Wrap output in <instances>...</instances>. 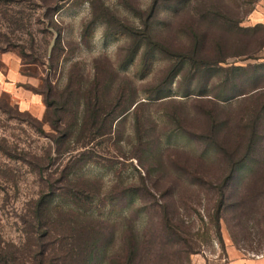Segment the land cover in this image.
I'll return each mask as SVG.
<instances>
[{"label":"rangeland","instance_id":"374dc122","mask_svg":"<svg viewBox=\"0 0 264 264\" xmlns=\"http://www.w3.org/2000/svg\"><path fill=\"white\" fill-rule=\"evenodd\" d=\"M152 1L0 0V247L15 253L20 264H38L45 248L53 250L45 264L57 263L54 250L60 226L39 227L32 220L41 191L51 182L54 188L64 183L55 181L56 168L65 159L56 156L55 134L45 120L42 92L47 91V85L62 86L74 62L87 82L92 81L94 59L102 56L115 70H110L104 58L96 62L111 81L110 93L128 82V93L132 87L139 97L145 96V89L162 85L166 74L162 68L179 60L174 53L190 50L191 42L182 31L192 19V11H187L190 6L198 3L231 18L239 17L242 26L256 19L254 11L264 10V0H163L159 18L164 21L155 23L153 35L164 38L166 50L154 52L151 65L142 71L141 52H135L133 45L142 34L141 17L150 14ZM177 5L179 10H175ZM200 23L217 34L225 28L217 21ZM86 26L87 37L82 36ZM259 31L262 33V28ZM251 33L244 31L240 41L234 33H225L228 55L223 64L263 60L261 52L251 51L256 39ZM52 39L51 50L57 41L58 49L49 62ZM180 43L183 47H178ZM171 90L175 100L155 99L140 115L146 134L157 137L153 154L145 161L150 171L143 183L150 193L141 198L129 201L125 194L111 206L104 196L117 180L121 187L142 185L143 168L128 157L134 140L131 113L120 123L118 141L99 136L77 140L78 128L73 125L76 132L72 128L73 135L67 140L71 153L76 155L86 147L92 152L91 160L78 167L74 176L96 178L101 188L89 210L74 208L75 214L67 217L78 222L100 218L122 223H116L112 233H103L105 239L113 235L112 240L99 249L93 264H121L132 238L139 245L134 264H215L231 245L243 254L264 251L261 100L255 96L237 98L212 107L181 96L176 78ZM51 94L57 104L61 102L54 90ZM67 104L64 120L69 123L76 110L79 115L81 103L73 99ZM210 109L213 126L208 120ZM49 116L55 117L53 111ZM53 199L51 214L55 205L71 206L64 197Z\"/></svg>","mask_w":264,"mask_h":264},{"label":"trees","instance_id":"16d2710c","mask_svg":"<svg viewBox=\"0 0 264 264\" xmlns=\"http://www.w3.org/2000/svg\"><path fill=\"white\" fill-rule=\"evenodd\" d=\"M198 5V3H195L194 6H190V9L187 10L192 11V19L187 25L184 24L182 30L191 42L190 50L174 53L179 56V60L175 63H168L167 66L162 68L166 71L162 85L154 89L144 88L145 96L139 97L136 94L137 89H132V87L131 92L128 93L126 88L128 82L117 86L115 91L110 93L112 92L109 89L111 81L105 79L106 76L103 75L102 67L96 63L102 61V58H104L102 56L94 59L95 67L92 81L87 82L83 73L76 66V62H74L68 68L66 80L62 86L54 88L51 85H47V91L45 93L42 92L43 103L45 104V117H47L45 120L49 122L55 134L52 139L55 144V154H57V157L62 156L61 160L65 159L56 168L57 177H55V181L64 183L54 188L51 182L46 191H41L34 202L32 220L33 224L39 227L45 224L53 227L56 225L60 226L61 229H57L58 245L54 250H57L54 255V259L57 261L56 264H93L97 259L99 249L104 248L105 243L112 240L111 237L113 235L110 234L105 239L103 233H112V228L116 223L122 224L120 221L119 223L118 221L113 223L100 218H88L85 221L78 222L76 219L67 217V215L75 214L74 208L82 211L89 210L101 188L99 180L96 178L87 177L80 180L79 176H74V172L78 167H82L91 160L92 152L89 147H86L76 155L71 153L72 148L68 144L70 141L67 140L70 135H73V131L76 132L73 125L78 128L76 133L77 140L83 136L84 138L99 136L118 141L121 134L120 123L125 121L127 113L132 115V137L134 140L131 144L133 145L131 151L128 152V157L135 158L143 168L144 173L140 174L142 185L138 188L134 187V184H130L128 187H121V181L117 180L104 194L109 204L113 206L112 202L125 198L122 197L127 196L125 194H129V201H132L135 197L141 198L142 194L150 193V188L143 183L150 171L145 161L147 157L153 154V147L157 142V137L153 138V136L146 134L147 127L143 128L145 127L143 124L145 121L140 118V115H142L146 106L152 104L149 102H154L155 99H159L160 102L175 100L171 90V83L175 78L177 86L182 89L181 96L190 97L196 101H205L211 106L213 105L212 107L225 102L228 103L237 98H240L237 100H244L255 96L259 101L261 100L258 104L263 108L264 60H256L245 64L233 62L223 64L226 63L225 60L228 55L225 43L226 32L234 33L238 41L242 40L240 38L244 31L252 32L256 39L253 41L255 45L251 51L257 52L264 44L263 25L242 26L239 25V17L231 18V16L221 11L211 10L210 6L202 8ZM162 7H164L163 0H153L150 14L141 17L142 24L139 27L142 29L140 30L142 34L133 47L136 50L135 52H141L140 64L142 71L147 70L151 65L154 52L166 50L164 38L153 35L155 23L164 21L159 18L160 8ZM175 10H179L178 5ZM203 21L210 23L217 21L225 28L222 29L220 34H217L203 27L200 23ZM261 28L262 33L259 31ZM88 30L89 28L86 26L83 29L82 36H86ZM152 40L155 42L152 43ZM211 40L213 41V52H210V47H208ZM183 45L180 43L178 47H183ZM57 47L58 41L55 42L48 55L49 62L54 60ZM103 61L112 72H115L113 63L105 58ZM52 90L61 98V102L58 104L50 97ZM73 99L75 102L81 103V109L79 115H77L78 110H76L72 120L67 123L64 120V113L68 110V100ZM50 110L55 114L54 118L49 116ZM208 120L210 125L213 126L215 118H213L211 109L208 110ZM116 137L118 138L116 139ZM86 145L84 144V146ZM56 189L59 190V193H56ZM55 196L68 199L71 206L64 209L60 205H55L51 214L50 204ZM53 211H56L57 214L53 215ZM67 230L71 231L67 233L65 232ZM138 251L139 245L132 238L126 244L125 254L120 259L121 264L136 263ZM52 252L53 250L43 249L38 258V264H45L46 259ZM17 258L15 253L8 252L0 247V264H20Z\"/></svg>","mask_w":264,"mask_h":264},{"label":"crops","instance_id":"0c3cea01","mask_svg":"<svg viewBox=\"0 0 264 264\" xmlns=\"http://www.w3.org/2000/svg\"><path fill=\"white\" fill-rule=\"evenodd\" d=\"M259 10L254 11V13L252 14V17L256 19L247 23L246 26H253L256 24L264 26V10L263 8L261 11ZM259 52H261L260 55L263 56L264 60V44L263 47L259 50ZM259 254L260 255H258L257 253L243 254L235 246L231 245L226 248V253L222 260L218 261L215 264H264V251L260 252Z\"/></svg>","mask_w":264,"mask_h":264},{"label":"water","instance_id":"95a60500","mask_svg":"<svg viewBox=\"0 0 264 264\" xmlns=\"http://www.w3.org/2000/svg\"><path fill=\"white\" fill-rule=\"evenodd\" d=\"M54 37H55V36H54ZM53 39H54V38H53ZM53 39H52V41H51L50 44H49L48 52H50L51 47H52V45H53Z\"/></svg>","mask_w":264,"mask_h":264}]
</instances>
